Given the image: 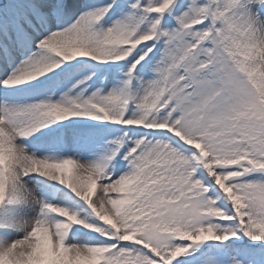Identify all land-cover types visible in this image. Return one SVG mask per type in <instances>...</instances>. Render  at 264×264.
I'll return each mask as SVG.
<instances>
[{"label": "snow or ice", "instance_id": "1", "mask_svg": "<svg viewBox=\"0 0 264 264\" xmlns=\"http://www.w3.org/2000/svg\"><path fill=\"white\" fill-rule=\"evenodd\" d=\"M0 264H264V0H0Z\"/></svg>", "mask_w": 264, "mask_h": 264}]
</instances>
